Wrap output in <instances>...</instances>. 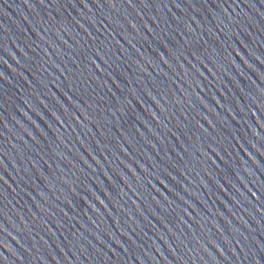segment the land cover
<instances>
[{"label": "water", "instance_id": "water-1", "mask_svg": "<svg viewBox=\"0 0 264 264\" xmlns=\"http://www.w3.org/2000/svg\"><path fill=\"white\" fill-rule=\"evenodd\" d=\"M0 264H264V0H0Z\"/></svg>", "mask_w": 264, "mask_h": 264}, {"label": "snow or ice", "instance_id": "snow-or-ice-1", "mask_svg": "<svg viewBox=\"0 0 264 264\" xmlns=\"http://www.w3.org/2000/svg\"><path fill=\"white\" fill-rule=\"evenodd\" d=\"M40 2L43 3V0H40ZM81 2H82V0H81ZM177 7H179V5H177ZM33 111H35V109H33ZM37 114H39V113H37Z\"/></svg>", "mask_w": 264, "mask_h": 264}]
</instances>
